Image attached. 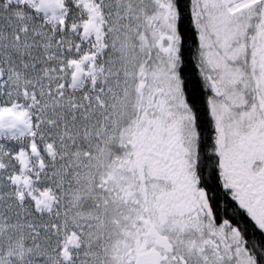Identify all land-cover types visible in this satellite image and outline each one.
<instances>
[{"label": "snow or ice", "instance_id": "1", "mask_svg": "<svg viewBox=\"0 0 264 264\" xmlns=\"http://www.w3.org/2000/svg\"><path fill=\"white\" fill-rule=\"evenodd\" d=\"M0 264H264V0H0Z\"/></svg>", "mask_w": 264, "mask_h": 264}]
</instances>
